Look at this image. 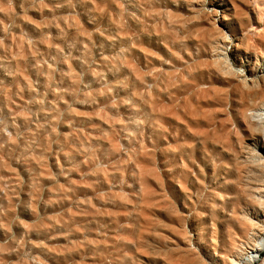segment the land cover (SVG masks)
<instances>
[{
	"label": "rangeland",
	"instance_id": "rangeland-1",
	"mask_svg": "<svg viewBox=\"0 0 264 264\" xmlns=\"http://www.w3.org/2000/svg\"><path fill=\"white\" fill-rule=\"evenodd\" d=\"M263 8L0 0V264H226L217 254L251 251L235 217L249 150L264 157L252 129L264 107L248 94L264 59L224 44L255 39ZM224 52L241 78L218 74Z\"/></svg>",
	"mask_w": 264,
	"mask_h": 264
},
{
	"label": "bare ground",
	"instance_id": "bare-ground-1",
	"mask_svg": "<svg viewBox=\"0 0 264 264\" xmlns=\"http://www.w3.org/2000/svg\"><path fill=\"white\" fill-rule=\"evenodd\" d=\"M262 1L264 2V0ZM257 9L260 10V6H258ZM261 19H263V22H258L259 26L253 29L256 35L255 39L250 38V36H244L243 38L234 41L231 38L230 41L227 42V44H224L225 46L231 45L237 48L235 52L236 54H240V61L244 59V56L241 54L242 50L246 51L245 54H249L250 52L256 53L257 49H259L258 55L262 56V58L264 59V18L261 17ZM224 20L226 21L228 19L225 18ZM218 36L223 40L229 39L227 33H223L221 31H219ZM227 52H224L223 56L218 55V58L216 59L218 74L221 77L226 76L229 78H241L242 74H239V71L236 72V70L238 69L235 70L237 60L234 59L233 55H230ZM258 63L259 62L257 59L256 64L258 65ZM247 74L248 75L246 76L244 75V86L247 85L248 77H253L256 75V73L251 70H249ZM255 85L258 89L249 91L248 94L249 96L254 98L252 102L254 103L255 107L257 105L258 107H264V78H262V80H260L259 82L256 81ZM245 109L250 111L255 110L254 108L250 109V107L247 106L240 110L241 113H243ZM261 112V114H258V117H260V123H252V129L254 128V130L264 135V109L261 110ZM143 114L144 110L139 106L136 115L139 119H141ZM163 128H166V126L164 125V123H160L159 121L158 123L151 122L147 129H150L152 133H157L160 129ZM261 142L260 140H255L254 143L256 145H262ZM262 146L264 149V144ZM249 154V159L245 160L244 162V164L246 165V170L242 173L246 176L244 177L243 184H240L244 186L243 194L245 198V205L239 203V206L242 209L240 210V213H236L235 218L238 222V230L246 235L245 242H252L253 247L251 248V251L247 252V254L245 253L243 257H241V255H239L238 253L235 254L229 251L228 249L223 253L217 254V257L222 259L226 264H241V262H243L244 260H246V262H249V264L256 263V261L260 259L261 254L264 252V157L259 158L257 156L258 153L255 151V148L249 150ZM251 176L253 178H251ZM233 242L231 243L232 245L234 244ZM262 264H264V261L262 262Z\"/></svg>",
	"mask_w": 264,
	"mask_h": 264
}]
</instances>
